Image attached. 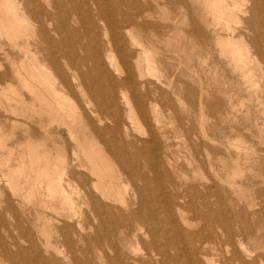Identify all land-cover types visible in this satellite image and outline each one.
<instances>
[{
	"label": "bare ground",
	"instance_id": "1",
	"mask_svg": "<svg viewBox=\"0 0 264 264\" xmlns=\"http://www.w3.org/2000/svg\"><path fill=\"white\" fill-rule=\"evenodd\" d=\"M201 1L210 2L213 20L208 32L194 24L191 33L205 46L217 45L264 109V0ZM153 25L141 0H0V49L12 58L9 70L26 90L12 79L0 88L5 99L0 97V182L11 189L0 206V261L217 264L211 251L224 246L223 264H264V190L256 187L264 185V120L261 150L242 128L225 135L223 145L235 153L234 165L225 166L223 176L215 171L217 181L200 184L189 181L178 165L170 170V159L161 153L170 143L167 134H161L163 142L158 139L155 101L171 81L162 79L156 39L141 35ZM75 89L88 97L90 108L78 109L70 101ZM125 90L132 92L149 137L144 131L134 135L121 123L120 101L127 105L131 99ZM187 90L194 105L195 90ZM198 98L202 122L220 112L221 101L210 92H199ZM134 107L131 101L129 109ZM8 113L27 120L4 129ZM33 118L41 130L29 123ZM19 127L24 133L16 137ZM204 132L202 138L214 140ZM10 139L15 145L9 146ZM76 180L82 189L74 188ZM248 190L253 197L245 205L233 198ZM2 209L15 212L14 224L3 222ZM48 210L55 217H48ZM187 211L195 224L185 217ZM15 230L26 247L14 239Z\"/></svg>",
	"mask_w": 264,
	"mask_h": 264
},
{
	"label": "rangeland",
	"instance_id": "2",
	"mask_svg": "<svg viewBox=\"0 0 264 264\" xmlns=\"http://www.w3.org/2000/svg\"><path fill=\"white\" fill-rule=\"evenodd\" d=\"M141 1L144 5V12L146 14L147 20L154 24L153 27H148L145 29L146 31L144 30L143 32H141V35L143 36V39H146L147 41H150L151 39L153 41V39H156V42L154 44L155 47L160 51L159 59L162 60L159 62V66L163 70L162 74L164 75L162 79L163 81H171V85H163V87L159 90V94L156 96L155 101L158 103L157 108L160 112L161 118V131L159 132L160 137L158 139L160 140V142H163L164 137H162L161 134L164 133L167 134L165 135L166 145L168 146L170 143V145L167 147V152L165 150L166 148L162 147L161 153H166V158H168V160L170 159L171 161V163H168L170 164L168 168L171 170L173 169L174 165H178L184 171H186V176L189 178V181L200 184L210 183L212 182V180L217 181L219 178H217L215 171H219L220 176H223V174H225L224 167H233L234 165L233 158L235 157V153L233 151H230L231 153H227L223 145V143L225 142V135L234 133L231 129H234L235 131V129L238 127L242 128L243 131L247 133L250 141H252V143H254L256 147L259 148V150L263 148L261 147L262 144L260 143L259 132L264 120V111L262 112V110L264 109L261 105V101L258 102L256 100L257 96L254 97L250 94V92L245 91L241 76L237 72L232 70V66L226 63L224 57H221L218 52L217 45L212 43L211 47L205 46L202 42L201 37L194 36L191 33L194 24L203 31H209L207 24L213 20V16L210 10V2L201 0ZM124 8L126 7L124 6ZM1 42L4 44L8 43L7 39L5 38H3V40L1 39ZM7 46L8 45H6L5 47L7 48V50H9V46ZM1 52L2 51L0 49V74L8 71L10 67V65L8 64H11L12 62V58L9 59L5 55V53ZM115 57L116 64L119 63L117 66L123 67L122 62L120 63V58H118L117 56ZM66 67L69 69L68 66H65V68ZM84 69L86 68L84 67ZM11 73L7 77H0V88L4 85L10 84V81H6L11 79L12 83L14 82L13 85H20L19 81L15 77L16 74L14 73V71H11ZM12 75H14L13 78H11ZM167 76L170 77L167 79ZM150 77L151 80L156 79V76L152 75ZM14 79L16 81H14ZM18 87H20L21 90H25V87L23 88V85H20ZM189 87H192L195 90V101L197 102L194 105L191 104V101L187 95V89ZM176 88L179 90H177ZM180 89H185V91H180ZM75 90L70 94V96L72 95L71 98L74 102L72 100L70 101L72 103H75L74 105L77 108L79 107L78 109L90 108L87 101L88 97H83L84 95L81 91L77 89ZM125 92L126 94H130V96L129 94H127V96L131 99L130 103L127 105L124 101H120L119 107L121 111V123H125L129 132L132 131V134L138 135L142 132V134L146 133L145 135L149 137L146 122L143 121L142 117L137 113V110L134 107L135 102L133 99L134 97L132 96V92L127 90H125ZM179 92L180 95L178 94ZM199 92H202L204 96H207V92H210V96L219 98L221 101V108L219 109V111L226 113H224L222 116L219 115L220 112H217L216 114H214V116L207 115L205 117L207 119L203 120L202 122L201 115H199V112L203 111L202 109H200L199 105ZM121 93L119 92L118 94L120 95ZM176 96H178L179 98H177ZM0 97H2L1 100H5L2 94H0ZM131 101L134 107L132 110L129 109ZM168 101L170 103H168ZM243 104H245L246 106ZM204 111H206L205 108ZM21 113L25 114L22 110ZM108 118L109 120H113L111 114H109ZM3 119H6V126H4V129H8L9 126L11 127L13 122L15 123V125H18V120L20 119L27 120L23 115H15L12 113H8ZM13 119H16L17 122L13 121ZM31 120L29 121V123L31 122V125L38 128V118H33ZM2 122L3 120L2 118H0V123ZM214 126L215 128H213ZM39 130H41V128ZM204 130L214 140H211L209 138L206 139V137L202 138ZM23 133L24 130L19 127L16 129L15 136L19 137ZM64 135L67 141L69 135L67 133H65ZM9 143V146L11 144L15 145L13 144L14 142L11 141V139ZM69 144L72 145V143ZM70 150V147H68L67 151L69 156ZM232 152L234 153V155H231L233 154ZM260 153L262 156H264V151H260ZM262 161L263 162H261L260 164V169L264 168V159H262ZM189 162L191 165L188 164ZM236 177L237 176H235V179ZM237 179L240 180L239 176L237 177ZM77 186L79 187V189H82L80 183L76 180L74 181V188ZM256 187L257 189L261 188L264 190L263 184H258ZM10 191L11 189H9V187L4 182H0V206H3L5 204L2 201L5 199L6 195L11 194ZM252 197L253 191L248 190L247 192L245 191L244 195L234 194L233 198L237 202H240V204L245 205L246 201L248 202L252 200ZM74 201L76 203L80 202L76 194L74 195ZM230 203L231 205L234 204V202ZM191 213V211H187L185 217L187 216L186 218L188 220H191V222L195 224L196 222L194 221H196V219L194 217V214ZM47 215L48 217L52 218L55 217L56 214L48 210ZM33 216L34 215L32 214L28 217L30 218L29 226H32L31 220H33ZM1 219L5 224H14L16 222L15 212L13 210L2 209ZM2 228L1 231H3ZM239 228L240 224L238 222H235L233 224V230L237 232ZM13 235L14 239H16L18 243H22V245L25 247L27 246V242L24 240L21 232L15 230ZM232 247L233 246L228 247L229 251L232 250ZM226 250L227 249H224V246H219L217 250L211 251V254L213 255L214 260L217 264H223V262L225 263L224 258L228 254ZM0 264L8 263H6L5 261H0Z\"/></svg>",
	"mask_w": 264,
	"mask_h": 264
}]
</instances>
